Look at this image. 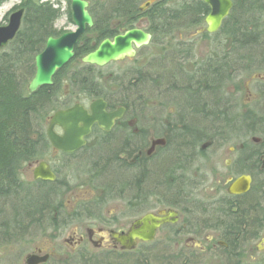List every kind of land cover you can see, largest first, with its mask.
<instances>
[{"label":"trees","instance_id":"1","mask_svg":"<svg viewBox=\"0 0 264 264\" xmlns=\"http://www.w3.org/2000/svg\"><path fill=\"white\" fill-rule=\"evenodd\" d=\"M55 1L21 0L17 6L25 8L21 28L14 40L0 50V247L25 243L40 231H56L69 224L59 200L60 178L54 182L27 181L21 177L20 168L44 158L50 148L48 118L81 96L104 98L113 108L124 106L129 113L137 112L141 122L143 113L154 106L160 87H168L180 115L177 139L170 142L179 161L189 152L191 142L196 158L204 150L202 146L214 144L215 139L229 140L241 128L244 135L246 131H257L253 118H240L238 101L227 95L226 88L241 72L264 69V0H233L232 11L217 32L226 39L214 54L198 59L192 41L179 39L163 54H154L145 64L111 80L101 75L102 68L81 61L102 40L142 27L152 34L155 45L161 35L200 28L210 7L202 0H158L141 11L144 0H88L94 24L79 39L74 58L55 74L52 85L30 93L28 84L36 71V55L45 48L49 37L66 31L58 29L57 20L65 15L73 23L71 0ZM62 1L67 2L66 7H62ZM204 35L211 36L207 32ZM173 41L174 38L170 43ZM259 121H264V116ZM97 144L98 149L91 152L88 161L100 171L101 183L91 185L104 197L113 193L121 197L122 189L135 187L142 178L149 186L158 181L154 166L144 174L125 168L121 137ZM258 157L261 167L240 170L254 177L248 193L226 196L210 208L199 201L193 211H188L187 205L182 208L187 221L196 222V231L199 221L206 219L225 227L222 238L229 245L225 252L232 264H264V259L243 262L236 251L243 241L260 239L264 229V152ZM170 194L182 197L180 188ZM160 250L153 244H142L133 251L106 250L108 253L97 255L79 250L64 261L48 264H198L194 253ZM115 258L121 261L114 262Z\"/></svg>","mask_w":264,"mask_h":264},{"label":"flooded vegetation","instance_id":"2","mask_svg":"<svg viewBox=\"0 0 264 264\" xmlns=\"http://www.w3.org/2000/svg\"><path fill=\"white\" fill-rule=\"evenodd\" d=\"M233 6H234V2H233ZM19 8H24V7L20 6L18 7V9ZM210 11L207 13V15L210 13ZM231 11L232 9L230 10V13ZM206 16L204 17V22ZM219 30L217 32H219ZM217 32L209 33V34L213 35L216 34ZM125 59H132V58H125ZM244 83L243 84L245 87V91L246 93H248L249 91L248 82L247 83L244 82ZM259 84L260 85L258 86H256L257 84L255 85L256 86L255 93L258 98L256 100L249 99V103L248 104L246 103L247 107L245 108V110L243 109L242 103H239V99H236V97H234V99L238 101V111L240 118L243 117L253 118L254 119L253 128L254 130L257 131H253V132L246 131L245 132L246 134L244 135L243 134L244 130L241 128L238 131V134L236 132L234 136L228 138L229 140H225L223 138L215 139L214 144H210L208 146H202L204 150L202 151V153L198 154L196 158L194 153L193 142H191L190 144L189 152L184 154L180 161L178 155L174 154L175 149L173 145H170L172 138L173 140L177 139V135H178L177 132L178 129H180L181 124L179 125L178 123V119L180 115L178 113L177 106L173 100V96L171 95V92L168 87L167 88L160 87L155 97L156 100L154 101V107H155L154 127H156V129L154 133H152L146 127H142L139 125V123H137L138 120L137 112L129 113L126 111V108L124 106H116L113 108L110 106L108 101H106L104 98H101L107 103L106 109L109 112L115 111L121 107L124 108V113L122 117L115 121V124L111 130L106 131L100 128L98 124L96 123L93 124L91 128V132L89 133V135L85 137L86 140L85 145L79 148L78 150L72 152H65L56 149L49 141L50 148L49 151H47V153L52 151L54 154L57 153L58 156L59 155L62 156L63 161L66 162V167H68L71 162L70 159L72 157H74L75 159L82 158L85 161L86 159L88 160L91 152L98 149V144H97L98 142H102L104 140L107 141L108 139L113 140L115 139V137H121L123 140L122 158L125 161V168L127 170L129 169L134 170L135 174L138 173L139 171H140L139 174L140 173L144 174L148 172V170H152V166H154L158 170V181L154 186L147 185L142 178V180L137 181L135 187L126 186L124 189H122L123 191L121 193L122 194L121 197H118V194L116 193H113V195H109L110 197H104L102 194V199L105 202H109L112 200L122 201L126 208L125 213H127V215L131 219L128 222L129 226H127L126 228H119L116 226V224L114 223L111 224L110 221L106 222L108 226L106 229L110 240L108 246L104 247V245L102 244L103 243L102 240L99 239V236L97 237V235H95L94 229L92 228L88 229L89 242L92 243L93 246L98 249L104 248L103 250L133 251L142 244H149V245L160 244L156 240L157 234L160 230H167L170 232L172 237L170 238L171 240L168 241L171 244H174L175 246L179 245L180 241H178L177 238H179V236H181L182 233L196 234V233H204L206 231H215L218 233V236L216 238L217 241L216 244L221 246L219 249H223V251H225V249H228L229 248L228 243L224 241L222 238L223 236L222 233L225 232L224 226H222L217 221L213 222L210 219H206L203 221L204 224L202 221H199L198 226L200 228L197 229L196 231L194 225V223L196 224V222L190 223L189 221H187L186 214L183 212L182 208L184 209L186 207L184 205H187L188 211L190 210L193 211L198 208L199 202H201L203 206L210 208L213 206V203H218L221 200L224 201V198L226 196H230V197L241 196L243 194L248 193L252 189L254 183V177L252 173L241 172L240 170L241 168H250L255 170L262 166V164L261 165L258 164L259 163L258 154L264 152V121H259V119L264 116V114L262 115L261 113L264 107V79L260 80ZM97 99L100 98L87 99L81 96L80 99L76 100L71 106L62 109L70 108L75 104H82L83 106L88 108L89 104ZM85 101H89L88 104H86ZM55 112H53V114ZM124 123L127 124L128 126L127 129L121 128L122 126L125 125ZM55 131L60 135L63 134V130L59 126L55 127ZM188 132L190 134L192 133L191 130H188ZM94 138H95V142L93 140L92 142L94 143L90 144V141ZM155 140H162V141L159 144L153 146V141ZM224 147L227 148V156H228V158L225 160L223 165L224 168L226 169V174L221 179L215 176L213 177L214 183H220L217 187L218 193L204 197L197 195L195 193V189H198V185H195L197 179L204 180L205 182L208 183H210L212 179L206 178L207 176H211L209 172L198 173L197 171L198 167L195 169L196 164L198 163V161L202 162L203 159L210 156V153L211 155L215 154L218 151L223 150ZM85 151L89 152L88 156L83 155ZM260 160H262L263 162L262 156L260 157ZM42 161L45 160H41V159L34 160L33 161L34 163L30 165L33 167V178H32L33 180H40V179H34V170L37 167H39ZM47 163L51 171L56 175V179H57L59 170L55 168L53 163H49V162ZM86 163H87V167L83 171L84 174L87 175L88 182L90 184L93 183L96 185L100 184L101 176H98V173L100 171H97L96 167H94L91 164V162L90 163L86 162ZM196 174L198 175L195 178ZM244 174L250 175L252 177L250 190L242 194H231L229 192L230 185L239 176ZM221 180L223 181L221 182ZM47 182H54V181H47ZM176 188L178 189L180 188V191L182 193L181 198L178 195L175 196V194H170L173 191L175 192ZM105 202H101V203H105ZM98 206L100 205L96 204L95 201L81 202L79 203L76 209H79L78 211H80V213L81 211L83 212L85 211L86 214H88L92 210H95L97 212ZM170 212H176V215L169 216L168 214ZM148 214H152L157 217L166 218V221L163 222L157 228L154 239L150 241H138L134 249L122 250L120 243L116 241L113 233L128 232L138 219H142ZM180 223H182L183 225L182 229L178 228ZM98 229H102V227ZM263 235L264 234H262V237ZM262 237L260 238V241ZM214 238L215 237L209 238V242L212 241ZM70 244L73 247V249L79 247L80 250L81 249L87 250L86 249L87 241L83 236H81L76 242H71ZM181 250H184L188 253L190 252V250H188L187 247L186 248L182 247ZM178 251L180 250H177L175 252ZM32 254H36L39 257H43L45 255L49 256L46 262L39 264H48L50 262H55L56 260L53 258L51 253H44L39 248H36L29 255ZM58 261H62V259H58Z\"/></svg>","mask_w":264,"mask_h":264},{"label":"rangeland","instance_id":"3","mask_svg":"<svg viewBox=\"0 0 264 264\" xmlns=\"http://www.w3.org/2000/svg\"><path fill=\"white\" fill-rule=\"evenodd\" d=\"M49 1L56 2L55 0ZM144 2H146V0H144L141 5H143ZM20 3L21 0H5L0 3V26L6 25L9 22V16L18 9L17 6H19ZM61 4L62 7L67 6L66 1H62ZM56 26L58 29L66 30L65 32L73 31L76 28L74 23L68 22L65 15L57 20ZM205 28L206 24L204 22L200 28L189 33L178 32L176 34H171L170 36L161 35L158 37V44L154 45L151 42L149 45L138 49L137 54L132 59L112 62L105 67H102L101 75L108 80L113 79L115 76L119 77L123 72L145 64L154 54H163V50L166 47L170 45L175 46L179 39L192 41L194 55L198 59L214 54L212 52L217 48H220L226 38L217 33L206 37L204 35L206 32ZM171 37L174 38L172 43H170L172 41ZM14 38L8 43V45L14 40ZM192 63L193 61L190 62V67L192 66ZM263 79L264 69L260 70L255 68L247 70L239 74L236 78L234 77L231 84L227 85L226 93L229 97L233 96L236 97V99H239V103H242L243 109L245 110L247 107L246 103H249V99L256 100L258 98L255 93V87L260 85L259 81ZM244 82H248V93L245 91ZM85 102L88 104L89 101ZM150 108L151 109L146 111V114L143 113L141 116V122L137 116V123L142 127H147V129L154 133L156 129V127H154L155 107L153 106ZM50 117L48 118L46 128H48ZM124 124V126L121 127L120 125V127L127 129V124ZM93 140L95 142V138L90 141V144L94 143L92 142ZM88 153V151H85L83 155L88 156ZM59 156L57 153L54 154L51 151L48 152L44 158H41V160L53 163L55 168L59 170L58 178L62 181V191L59 200L62 206V211L64 212L63 214L68 218L66 222L69 224L56 231H53L52 229H47L44 233L40 231L25 243L0 247V264H26V257L36 248L41 249L44 253H51L53 258L56 259L55 261H58V259L64 261L65 259L70 258V256L76 255L77 251L80 250L79 247L73 249L70 243L76 242L81 236L87 241V250L81 249L82 251L96 255L101 253L105 254L108 252L103 250L104 248L98 249L89 242L88 229H94L95 235H97V237L99 236V239L103 242L102 244L106 247L110 243L106 229L108 227L106 222L110 221L111 224L114 223L119 228H126L129 226L128 222L131 218L125 213L126 208L124 203L117 200L105 202L102 199L101 191L88 182L87 175L84 174L83 170L87 167L86 162H90L87 159L85 161L82 158L75 159L72 157L69 166L66 167V162L63 161L62 156ZM227 158V148L224 147L223 150H220L215 154L211 155L210 153V156L203 159V161L200 160L202 162L198 161L195 169L198 167V173L209 172L212 177L207 176L206 178L212 180L208 183L204 180L197 179V182L195 183V185H198V189H195L197 195L204 197L218 193L217 187L220 183H214L213 177L215 176L221 179L225 176L226 169L223 165ZM32 163L34 162L31 161L25 163L20 168V175L24 180H33V167L30 166ZM197 175L198 174L195 175V178ZM222 181L223 180H221V182ZM93 185L95 186L94 183ZM89 201H95L96 204L100 205L97 207V212L92 210L86 214L85 211H81L80 213V211H78L79 209H76L79 203ZM60 218L62 219V216ZM182 226V223H180L178 228L182 229ZM100 227H102V229H98ZM262 234H264V229ZM217 236L218 233L215 231H206L199 234L182 233L181 236L177 238V240L180 241L179 245L175 246L168 241L171 240L170 238L172 237L170 232L167 230H160L156 238L160 244H156L155 246L161 248L160 252L166 251V253H173L177 250H181L182 247H187L191 253L195 254L198 264H232L227 260V253L223 251V249H219L221 246L216 244ZM211 237L215 238L209 242V238ZM259 241L260 239L243 241V243L236 249L237 253H239L238 257L240 260L246 263L262 261L264 259V248L260 247ZM120 261L121 259L115 258L114 262Z\"/></svg>","mask_w":264,"mask_h":264},{"label":"water","instance_id":"4","mask_svg":"<svg viewBox=\"0 0 264 264\" xmlns=\"http://www.w3.org/2000/svg\"><path fill=\"white\" fill-rule=\"evenodd\" d=\"M158 0H147L140 6V10H146L151 4ZM211 9L206 16V28L208 33L217 32L222 26L223 20L229 15L233 7L232 0H202ZM87 0H71L72 19L76 26L75 30L65 32L58 37H49L45 48L35 57V75L28 84L30 93L35 92L41 86H49L53 83V76L57 71L73 59L75 47L80 37L88 27L93 26V18L88 10ZM25 9L19 8L9 16L8 23L0 26V50L4 49L19 31ZM202 31V30H201ZM152 41V34L142 28H132L124 33L106 38L91 52L82 57L81 61L86 64L104 67L111 62L121 61L125 58H133L137 50L147 46ZM107 103L103 99L92 101L88 108L82 104L56 111L50 118L47 128V136L53 147L56 149L72 152L85 145V137L91 132L93 124L109 131L113 128L115 121L120 119L124 113L121 107L109 112L106 109ZM59 126L63 134L56 133L55 127ZM162 140L153 141V146ZM34 179L43 181H55L56 175L51 171L47 162L42 161L34 170ZM252 177L241 175L232 182L229 187L231 194H242L250 190ZM169 216H175L176 212H170ZM166 221L164 217H157L148 214L138 219L133 227L126 233L114 232L113 235L120 243L122 250H132L138 241L153 240L157 228ZM264 248V235L259 243ZM49 256L39 257L36 254L27 256L26 264H39L48 260Z\"/></svg>","mask_w":264,"mask_h":264}]
</instances>
